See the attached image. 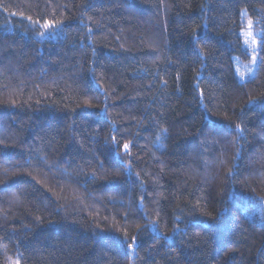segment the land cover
Listing matches in <instances>:
<instances>
[{
	"label": "trees",
	"instance_id": "1",
	"mask_svg": "<svg viewBox=\"0 0 264 264\" xmlns=\"http://www.w3.org/2000/svg\"><path fill=\"white\" fill-rule=\"evenodd\" d=\"M17 261L264 264V0H0Z\"/></svg>",
	"mask_w": 264,
	"mask_h": 264
},
{
	"label": "snow or ice",
	"instance_id": "2",
	"mask_svg": "<svg viewBox=\"0 0 264 264\" xmlns=\"http://www.w3.org/2000/svg\"><path fill=\"white\" fill-rule=\"evenodd\" d=\"M29 20H31V17H28ZM36 24L39 23V21H35ZM252 21L249 20L248 21V31L243 32V35L245 37V44L249 45V47H251L252 52H253V56H252V63L256 64L257 62V54H258V48L256 47L257 45V41H256V37L255 34L252 32ZM43 29L48 30L51 28H55L56 25L52 24V23H45L43 26ZM41 36H43L45 34V32H40L39 33ZM251 72V69L249 70ZM254 102V101H253ZM239 125H237V128L239 129ZM113 141L115 142V137H113ZM124 150L127 152V150L129 149V144H124L123 145ZM135 237H132L133 242H135ZM133 247V244H128V248L131 249ZM16 264H19V262L17 261Z\"/></svg>",
	"mask_w": 264,
	"mask_h": 264
},
{
	"label": "rangeland",
	"instance_id": "3",
	"mask_svg": "<svg viewBox=\"0 0 264 264\" xmlns=\"http://www.w3.org/2000/svg\"><path fill=\"white\" fill-rule=\"evenodd\" d=\"M244 44H245V37H244ZM249 47V45H246ZM253 66V65H252ZM241 69V66H240ZM251 69V72L249 71ZM253 68H249L248 71H246L245 73H252ZM241 72H243L241 70ZM57 139V133L54 129H49L47 132V141H55Z\"/></svg>",
	"mask_w": 264,
	"mask_h": 264
}]
</instances>
